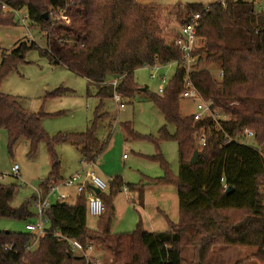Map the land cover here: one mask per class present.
<instances>
[{
    "label": "trees",
    "instance_id": "obj_1",
    "mask_svg": "<svg viewBox=\"0 0 264 264\" xmlns=\"http://www.w3.org/2000/svg\"><path fill=\"white\" fill-rule=\"evenodd\" d=\"M15 10L26 6L31 21L45 31L47 49L37 43L19 40L4 54L0 65V88L3 81L25 59L30 49H38L56 65H65L71 71L93 83L95 96L101 101L114 95L108 83L113 76L119 79L117 91L124 97H134L139 90L135 79L138 68L159 60L163 63L182 56L174 43L166 40L162 25V7L139 0H0ZM210 3L175 5V11L184 24L195 12L202 15L198 30L201 36L199 62L220 63L223 77L215 78L206 68L197 67L190 78L202 96L214 100L228 115L222 129L210 123L212 135L206 146L200 147L197 132L207 122H197L193 115L181 111L184 70L178 69L163 94L151 96L167 124L154 138L157 145L173 140L178 145L179 172L174 175L168 161L158 154L164 176L155 180L159 185L175 184L178 190L180 220L170 222L164 232L146 231L139 223L133 231L114 232L111 229L115 207L113 198L120 190L121 177L112 178L110 192L101 194L106 211L99 218L98 227L87 225L85 194L72 204L56 202L46 210L50 227L33 251L26 246L34 240L29 232L0 229V264H93L75 254L67 240L91 241L109 250L114 264H185L183 249L191 246L194 259L191 264H227L216 246H250L264 253V10L256 11L253 0H226ZM0 3V24L10 23L14 11H4ZM165 9V8H163ZM69 16L65 22L52 15L61 12ZM47 15V17H46ZM199 65V64H198ZM90 95V88L87 89ZM51 95H54L52 93ZM101 106L95 112V121L103 115ZM44 112L26 110L17 96L0 89V127L8 133L9 147L26 137L31 152L46 139L50 150L57 142L69 141L76 146L83 162H95L106 150L108 142L101 141L93 125L83 132L58 133L50 136L42 126ZM208 123V124H209ZM127 139L138 137L131 123L123 124ZM254 132L256 147L230 138L245 137V131ZM200 152L196 164H191L194 151ZM53 166L44 187L62 179L60 161L53 154ZM232 186L230 193L225 187ZM15 185L0 183V218L32 221L37 216L28 204L13 206ZM139 195L143 193V185ZM11 245L12 248H6ZM261 256V255H260ZM264 258V256H261ZM255 258H258V256Z\"/></svg>",
    "mask_w": 264,
    "mask_h": 264
},
{
    "label": "rangeland",
    "instance_id": "obj_2",
    "mask_svg": "<svg viewBox=\"0 0 264 264\" xmlns=\"http://www.w3.org/2000/svg\"><path fill=\"white\" fill-rule=\"evenodd\" d=\"M147 4L163 5L162 25L168 43H174V39L180 28V20L172 9L173 6L190 3L210 4L221 0H139ZM1 5L3 2H0ZM165 8V9H163ZM22 17H25L23 20ZM19 40L35 42L42 49H47L48 39L45 31L31 21L28 17V8L15 12L13 20L8 24H0V65L5 53L11 51ZM199 67L210 70L215 78L220 77L221 64L203 60ZM155 70L142 66L135 72L139 90L134 97H124L125 107H120L113 97L101 100L95 96L97 88L85 77L72 72L65 65H56L51 62L49 56H43L38 49L27 51L25 59L17 68L13 69L1 84V91L5 94L17 96L23 107L34 113L44 112L42 126L47 134L54 136L58 133L83 132L94 124L97 137L108 142L93 165L81 162L80 150L69 141L57 142L54 151L50 150L48 141L41 140L35 151L31 152L28 138L23 137L12 147H9L8 133L4 127H0V173L7 174L0 183L15 185V193L11 204L20 206L28 204L33 213L37 212L36 197L40 188L42 198L48 197L55 201V196L49 193L42 183H45L52 171L53 154L59 159V173L61 177H69L74 172L83 168L91 167L98 176L107 182L108 187L104 191L110 192V181L112 178L121 177L123 180L120 190L113 198L115 207L111 229L114 232H130L141 223L145 224L150 219L148 213L138 204L135 198L136 187L143 189L150 207L148 210L156 214L157 195L177 194L175 184L158 185L156 179L164 176V170L159 163L158 154L162 155L169 163L174 175L179 172L178 145L173 140H163L157 145L154 138L158 136L159 130L165 124L170 132H175V126L168 124L151 99L153 94L159 93V78H152ZM176 72L175 66H166L158 73L167 74L171 79ZM118 79V78H116ZM115 77L110 76L108 83H113ZM144 86L147 89L141 90ZM90 88V95L87 89ZM54 93V95H51ZM101 106L103 115L95 121V112ZM181 111L184 115H191L196 109V104L191 98L182 97ZM131 123L138 137L127 139L128 135L123 126ZM243 143L257 146L253 138H246ZM126 155V158L124 157ZM18 164L19 172L13 173L12 166ZM126 186L128 191H124ZM69 190V191H68ZM66 191L73 192V189ZM148 190V191H147ZM165 190V192L163 191ZM59 191H65L60 187ZM130 198H129V197ZM177 194V202H178ZM69 203H74L76 198H69ZM171 205V201L168 202ZM165 205V204H163ZM171 209L169 206L165 205ZM164 206V207H165ZM148 211V212H149ZM157 211V216L159 215ZM28 220L14 218H0V229L15 232H26ZM99 218L87 215L89 229L98 227ZM50 227V222L47 223ZM96 245L97 259H92L93 264H114V258L109 250L100 244ZM191 250V246H185ZM215 250L223 256L227 264H264V253L258 255L257 247L250 246H216ZM184 253V251H183ZM95 254V255H96ZM189 251H185L188 256ZM257 257L254 259V257ZM186 261L185 264H189Z\"/></svg>",
    "mask_w": 264,
    "mask_h": 264
},
{
    "label": "built area",
    "instance_id": "obj_3",
    "mask_svg": "<svg viewBox=\"0 0 264 264\" xmlns=\"http://www.w3.org/2000/svg\"><path fill=\"white\" fill-rule=\"evenodd\" d=\"M226 0H221L223 6L226 5ZM256 5V11L261 12L264 10V0H253ZM210 4L205 5V9L209 10ZM4 11H14L9 4H3ZM52 15L64 20L65 22H70V18L65 14V10L61 12H52ZM202 15L200 12H195L190 14L185 23L180 25L178 34L174 39V44L178 46L182 52V56L178 59H173L169 62L163 63L159 60H156L154 63L146 64L144 66L150 67L155 71L152 72V78H159L161 84L159 85V94H163L165 89L170 81L167 74H159L158 72L166 66H175L176 71L178 69L184 70L185 73L182 77V82L185 86L184 92L181 94L182 97L191 98L196 104V109L191 114L194 117V120L197 122H207V124L202 125V127L197 132V141L200 147L206 146L208 138L212 135L210 123L214 126L216 130L222 129V122L228 120V115L224 113L218 106L215 104L214 100L205 99L198 88L193 84L190 74L199 66L200 56H201V36L198 33L200 27ZM24 20L25 17H22ZM175 74V73H174ZM223 77V73H220V77ZM119 79L114 80L112 83L114 87L113 99L120 104V107H125L124 96L119 93L116 89ZM210 122V123H209ZM209 123V124H208ZM255 134L252 130L247 129L245 131V137L243 139L230 138L228 142L239 141L243 142L246 138H254ZM89 166L93 165L94 162H87ZM20 166L18 164L13 165L12 172L18 173ZM7 177V174L0 173V180H4ZM65 186L71 188L78 195L85 194L87 200V212L91 216L101 217L106 211V203L103 200L101 194L107 189L108 184L96 172L91 168H83L67 178H63L60 181L52 184L50 187H46L49 193L56 195L57 199L55 202L51 201L48 197L42 198L40 190L37 189L36 197V217L32 221H28L26 224V231L30 234H33L34 240L26 246V251H33L38 246L39 240L45 236L48 232L49 227L47 223L49 220L46 216V210L51 207L52 204L56 202L66 201L72 196V193L59 191L60 187ZM227 189V187H225ZM96 189H99L100 192L97 193ZM124 191H128L126 186L123 187ZM129 197V196H128ZM130 198V197H129ZM62 240H67L71 246V250L80 256H83L87 259L88 262H91L92 259H97L95 242L91 241L87 244H84L78 239L68 238L62 235L59 231L55 233ZM6 248L11 249V245H7ZM96 254V255H95Z\"/></svg>",
    "mask_w": 264,
    "mask_h": 264
},
{
    "label": "crops",
    "instance_id": "obj_4",
    "mask_svg": "<svg viewBox=\"0 0 264 264\" xmlns=\"http://www.w3.org/2000/svg\"><path fill=\"white\" fill-rule=\"evenodd\" d=\"M249 1H251V0H249ZM124 157L126 158V155H124ZM81 162H82V157H81ZM62 179H63V177H62ZM40 188H37V189L40 190ZM45 189H46V187H45ZM62 189L65 190L63 192H68L69 191L68 189H71V188H67L65 186H62ZM66 190H68V191H66ZM163 191L165 192V190H163ZM135 192H136L135 193L136 201H138V204L148 213V215L150 217V219L148 218V223L145 224V229L144 230L152 231V232H164V231L169 230L170 222H173V223H178L179 222V220H180V209H179V198H178V202H177L178 191H177V194H171V196H166V194L157 195V197H159V199L156 201L157 202L156 206H158L157 207V211L160 212L158 216H157V211H156V214L154 212L152 213V215L150 214L151 212L148 210V208L150 207V204H149V201H148V197H146V195H145L144 189H143V193L141 195H139L140 194L139 193V188H136ZM69 193H72V196L70 198L75 197L76 201H77V197L79 195L77 196V194L75 193L74 190H73V192L71 191ZM54 196H55V201H56L57 196L56 195H54ZM68 200H69V198L66 201L69 202ZM55 201H53V202H55ZM66 201H63V202H66ZM169 201L172 202L171 205H169V203H168ZM74 203H72V204H74ZM163 204L169 206L171 209L167 208ZM183 251H184L183 257L185 258L186 261H190L189 264H191L193 259H194V250H193V248L191 247V250H189L187 248H184ZM185 251H189L190 254H188V256H186L185 255ZM254 259H256V258L254 257Z\"/></svg>",
    "mask_w": 264,
    "mask_h": 264
},
{
    "label": "water",
    "instance_id": "obj_5",
    "mask_svg": "<svg viewBox=\"0 0 264 264\" xmlns=\"http://www.w3.org/2000/svg\"><path fill=\"white\" fill-rule=\"evenodd\" d=\"M46 17H47V15H46ZM148 88V86H144L143 88H141V90H145V89H147ZM199 155H200V152H199V150L198 149H196L195 151H194V154H193V156H192V158H191V164H196L197 163V161H198V158H199ZM232 186H229V187H227V189H226V192L227 193H230L231 191H232ZM96 192L97 193H99L100 192V190L99 189H96ZM66 202H63V204H65Z\"/></svg>",
    "mask_w": 264,
    "mask_h": 264
}]
</instances>
